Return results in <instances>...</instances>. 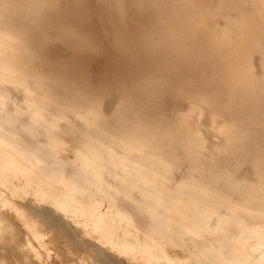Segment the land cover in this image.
I'll use <instances>...</instances> for the list:
<instances>
[{"label":"bare ground","instance_id":"bare-ground-1","mask_svg":"<svg viewBox=\"0 0 264 264\" xmlns=\"http://www.w3.org/2000/svg\"><path fill=\"white\" fill-rule=\"evenodd\" d=\"M96 2L0 0V264H264V0Z\"/></svg>","mask_w":264,"mask_h":264},{"label":"rangeland","instance_id":"rangeland-1","mask_svg":"<svg viewBox=\"0 0 264 264\" xmlns=\"http://www.w3.org/2000/svg\"><path fill=\"white\" fill-rule=\"evenodd\" d=\"M83 3L84 5L86 4V9L87 11L90 13V18H91V22L94 23V25L96 27H99L102 29L104 28L102 23H100V20H102V17L100 18V14H103L102 12H104V10L102 8H100L96 2V0H83ZM135 10H131L130 13L128 14V17H127V23L130 27L132 28H139V29H143V26H145L146 24H148L150 22V14H144V17L142 16H139L138 14H135ZM135 14V15H134ZM106 15L111 18V19H107L109 22H112V18H115V16H112L111 12H108L106 13ZM107 22V26L109 27L108 30H110V32L112 33L117 24L114 25L112 23H109ZM99 24V25H97ZM103 41L106 43V47L108 49L111 50V45H112V39L110 37H107L105 36V38L103 39ZM57 55V54H56ZM55 55V56H56ZM105 58H109V59H113V56L111 54V52L109 53V55ZM104 59H98L94 64H93V72L95 74H98L100 69H101V65L103 64V61ZM82 132V129L81 127L77 126V127H72L71 128L67 127V131L65 133V136L68 138V139H73L70 141V144H74V138H76V136H79ZM206 236L202 237V238H199L197 239V243L198 245L202 246V245H205L206 243H208L209 241V237H208V234H205Z\"/></svg>","mask_w":264,"mask_h":264},{"label":"water","instance_id":"water-1","mask_svg":"<svg viewBox=\"0 0 264 264\" xmlns=\"http://www.w3.org/2000/svg\"><path fill=\"white\" fill-rule=\"evenodd\" d=\"M257 59V58H256ZM115 98V101H116V95H113V97H111L110 99H106V101H104V106H103V110H104V113L105 114H107V115H109L110 114V112L112 111V109H113V106H114V103H115V101H114V103L111 101L112 99H114ZM172 100H174V99H172ZM176 101V100H175ZM174 102V101H173ZM180 102V101H179ZM181 103V102H180ZM182 104V107H183V109H186V105H185V103L184 102H182L181 103ZM203 122L205 121L206 122V119H203L202 120ZM204 134H206V131L204 132ZM209 139V138H208ZM233 178V177H232ZM234 181H236L237 179H233ZM246 184V186H248V184L247 183H244V184H241L242 186L243 185H245ZM245 189H247V187L245 188ZM241 190V188L239 189V191ZM264 199V198H263ZM263 201V200H262ZM154 219H156V218H154Z\"/></svg>","mask_w":264,"mask_h":264}]
</instances>
